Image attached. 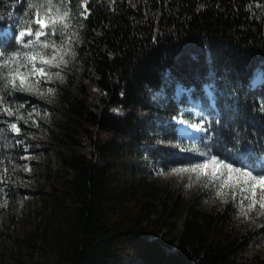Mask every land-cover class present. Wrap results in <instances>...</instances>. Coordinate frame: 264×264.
Listing matches in <instances>:
<instances>
[{
	"label": "trees",
	"instance_id": "obj_1",
	"mask_svg": "<svg viewBox=\"0 0 264 264\" xmlns=\"http://www.w3.org/2000/svg\"><path fill=\"white\" fill-rule=\"evenodd\" d=\"M29 2L0 0V32L13 33L0 38L1 53L20 49L21 28H38ZM87 11L76 62L51 84L54 100L3 93L45 116L17 121V134L7 126L16 117L0 113V264H264V216L242 224L231 201L210 203L208 188L184 205L154 177L200 159L171 119L190 100L221 121L211 152L264 174V82L252 84L264 72V7L87 0Z\"/></svg>",
	"mask_w": 264,
	"mask_h": 264
},
{
	"label": "snow or ice",
	"instance_id": "obj_2",
	"mask_svg": "<svg viewBox=\"0 0 264 264\" xmlns=\"http://www.w3.org/2000/svg\"><path fill=\"white\" fill-rule=\"evenodd\" d=\"M78 2L86 9V11L79 12L78 16L87 18V0H78ZM109 2L114 5L116 0H109ZM135 6V4H132V7ZM200 7L203 8L204 5L201 4ZM251 7L252 5H249V8ZM257 7H264V5H261L259 0H257ZM27 8L30 11L34 10L35 24L38 25V28L23 27L19 30L16 39L19 42H25V37H35V41L42 42L46 46L51 47V56L44 57L50 66L59 68L62 65H68L70 59L75 58L77 55L73 41L79 40V32L74 27V24L79 28H83V21L78 19L77 13L73 8L63 4L62 0L61 3H53V0H44V2H32L30 0ZM49 32L52 36H56L59 33L60 37L63 38V42L58 44L54 39H41L47 36ZM69 32H71V35H68ZM37 71L45 81H53L45 69L40 68ZM56 76H61V72L57 71ZM55 91L54 88H47L48 93H55ZM36 95L42 97L43 93L37 90ZM23 108V104L13 107L10 103L6 102L5 95L0 91V113H5L9 117H16V120L8 122L7 126L17 134L22 131L17 121L22 120L27 124L31 120L35 123L33 113L37 116L40 115L39 111L35 108L27 113L21 111ZM259 110L264 112V106L260 107ZM114 111L119 112L120 108H116ZM171 119L185 126L179 129L182 134L191 135L189 132V129H191L196 133H202L203 135L199 139L201 141H208V143H204L202 146H197L193 143L191 148L187 149L199 154L202 157L200 162L172 168L168 173H163V170H161L162 174L186 173L190 180L195 178V181L203 182L205 187L216 184V194L224 201L228 200L229 195L234 197L236 190H239L242 196L246 194V202L245 200L240 201L238 215L247 218L253 223H255L256 217L264 216V175H254L248 168L236 167L234 164L221 159L220 156L211 152V147L215 143V137L219 135L213 124L219 125L221 121L207 119L205 113L200 110H197L194 114L192 112L183 114L177 112ZM17 142L19 143V141ZM160 143L172 145L174 141L162 140ZM175 146L179 147V144H175ZM16 167H20V165H16ZM25 170H30V166H25ZM7 171V168H5L4 173L6 174ZM3 178L4 176H0V179ZM3 204L6 205L7 200H4ZM253 212L255 215H252Z\"/></svg>",
	"mask_w": 264,
	"mask_h": 264
},
{
	"label": "rangeland",
	"instance_id": "obj_3",
	"mask_svg": "<svg viewBox=\"0 0 264 264\" xmlns=\"http://www.w3.org/2000/svg\"><path fill=\"white\" fill-rule=\"evenodd\" d=\"M34 2H44V0H35ZM62 2H63V4H65L63 0H62ZM53 3H61V0H53ZM78 19H80V18H78ZM74 27H76V29H77L78 26H76L74 24ZM7 31H8V29L5 32L7 33ZM68 35H71V32H69ZM28 39H35V37H25V41H27ZM41 39H50V40L54 39V40H56V42L58 44L61 43V42H63V38L60 37L59 33H57L56 36H52L51 33L49 32V34L47 36H44ZM78 41L77 40H74L73 41V46L75 48V51H76V45L78 44ZM17 43L20 46V49H18V51H23L24 50V46L21 45L18 40H17ZM46 51H49L50 52L52 50L51 49H47ZM2 54L3 55H0V59H3L5 56L10 55V54H4V53H2ZM75 62H76V57L73 58V59H70V63L68 65H62L59 68L50 66V70L53 71V72H56V71L61 72V76L64 79L65 73L68 72L72 68V66L75 64ZM63 79L56 78L53 81L41 80V85H42V87H47V88L48 87H51V88H53L51 86V84H53L55 81H61ZM262 82H264V73L263 72L260 74V76L258 78H256V80H254L253 84H254V86H257L259 83H262ZM183 94H184V92L182 90H179L175 94L176 95L175 96V99L177 101L180 100L183 97ZM47 99L54 100L55 99V93H49ZM181 110H182L181 114L186 113V112H192L194 114L197 110H200V109H199V105L194 106L193 103H192V101H190L189 106L182 107ZM39 113H40V115L45 116V113L42 110L39 111ZM176 124H178V123L176 122ZM178 125H179L180 128L181 127H185V126L180 125V124H178ZM182 136L191 145L193 143H195L197 146H202L201 143L203 141H201L198 137L197 138L196 137L194 138V137H192L190 135H187V134H182ZM33 157L34 156L32 154H27L26 155V158L29 159V160L33 159ZM203 158H206V157H203ZM201 159H202V157L200 156V159L199 160H196L194 163L200 162ZM263 162H264V159H263ZM28 166H30V170H28V172L31 173L32 172V166L30 164H28ZM236 167H241V166H236ZM168 172H170V171H168ZM168 172H164L163 171V173H168ZM251 172L254 175H264V174L255 173L253 171H251ZM154 177H155V179H157L159 181V183L161 184L162 188H164V189H167V188L168 189H171L176 194H179L180 193L183 196V199H184V202L183 203H184V205H185L186 202H188L192 198L193 195L197 194L199 192V190H202L204 188H208L209 189V193L211 195L210 196V203L221 204V203H227L228 201H231L232 205L234 206V208L239 213V204H240V201L241 200H245V196H246V194H245V196H242L240 194L239 190H236V195L234 197L232 195H229L227 201L221 200V198L219 196H217V194H216V187H217L216 184H211V185L205 187V185H204L203 182H201V181H195V178H193L192 180H190L188 174H186V173L185 174H170V175H164V174H162L161 170H156L154 172ZM25 183L27 185H29L30 187H33L34 186V183L31 180H25ZM26 202L28 203V205L33 210H35L36 208H38L39 207V204H40L38 202V200L35 197H33L32 195H30V196L27 197ZM245 202H246V200H245ZM238 220L242 224H246L249 221L247 218H245L243 216H240V215H238ZM179 225H180V227L182 226V220L179 221Z\"/></svg>",
	"mask_w": 264,
	"mask_h": 264
},
{
	"label": "clouds",
	"instance_id": "obj_4",
	"mask_svg": "<svg viewBox=\"0 0 264 264\" xmlns=\"http://www.w3.org/2000/svg\"><path fill=\"white\" fill-rule=\"evenodd\" d=\"M19 43L24 46L23 51L13 52L0 59V91L9 94L12 91H23L36 95L38 90L43 93V98H48L47 87L41 85V80L44 78L37 70L45 69L53 80L63 79L62 76H56L57 71L50 70V65L44 59V57L51 56L52 51H46L51 47L34 39ZM0 55L3 54L0 53Z\"/></svg>",
	"mask_w": 264,
	"mask_h": 264
},
{
	"label": "bare ground",
	"instance_id": "obj_5",
	"mask_svg": "<svg viewBox=\"0 0 264 264\" xmlns=\"http://www.w3.org/2000/svg\"><path fill=\"white\" fill-rule=\"evenodd\" d=\"M189 132L191 133V135L190 136H192V137H200L201 135H203L202 133H196V132H194L193 130H191V129H189Z\"/></svg>",
	"mask_w": 264,
	"mask_h": 264
}]
</instances>
